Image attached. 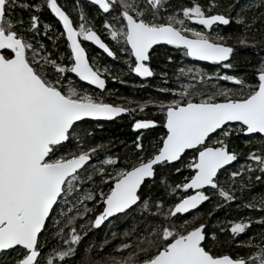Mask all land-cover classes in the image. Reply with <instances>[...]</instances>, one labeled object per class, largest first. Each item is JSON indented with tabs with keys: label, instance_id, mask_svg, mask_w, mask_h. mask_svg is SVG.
Wrapping results in <instances>:
<instances>
[{
	"label": "snow or ice",
	"instance_id": "obj_1",
	"mask_svg": "<svg viewBox=\"0 0 264 264\" xmlns=\"http://www.w3.org/2000/svg\"><path fill=\"white\" fill-rule=\"evenodd\" d=\"M234 7L0 0V264H264V192L245 197L264 181V0ZM43 11L59 28L41 21ZM87 43L141 79L158 78V95H97L109 79L127 83L125 69L101 64ZM237 45L257 49L250 75L235 71ZM154 61L173 70L157 73ZM149 107L156 116L133 117L122 153L96 139L99 121ZM238 200L258 214L211 219ZM205 202L211 210L189 215ZM105 224L102 240L82 246Z\"/></svg>",
	"mask_w": 264,
	"mask_h": 264
},
{
	"label": "trees",
	"instance_id": "obj_2",
	"mask_svg": "<svg viewBox=\"0 0 264 264\" xmlns=\"http://www.w3.org/2000/svg\"><path fill=\"white\" fill-rule=\"evenodd\" d=\"M63 2V0H62ZM228 3H233L235 5L233 9V14H235L236 9H238L241 5H244L246 3H249L250 0H226ZM24 15L25 19L28 16V13L22 12ZM41 16V21H51L54 25V27L59 28V24L56 23V21L50 16V14L47 11H43L40 13ZM224 32H229L232 31V28L229 27H224L222 29ZM257 49H259V54L264 55V46L257 45ZM257 49L253 48H246L237 45L236 48V54L233 59V62L236 64V69L235 71L239 73H245L250 75L251 73V65L255 64L259 56L257 55ZM89 55H92L90 51H93V53H97V50L94 49L93 47L89 49ZM158 51H163V50H158ZM177 60H180L181 57L179 56L178 53H173ZM101 64H109L112 66V71L117 72L119 69H124L123 63L119 61H113L112 59H109L106 56H100ZM188 62V61H186ZM123 64V65H122ZM205 67H208L207 64H203ZM125 66V65H124ZM153 67L156 69L157 73H159L161 70H167L171 72L173 70L172 66L169 65L167 69L163 68L162 63H157L156 61L153 62ZM122 79L124 81H127V83H121L119 81H112L109 79L107 81V92H99L97 91V95H102L103 98L107 102H118V103H123L128 100L131 101H142L147 99L148 97L156 96L158 93L155 90V85L159 82L158 78H153L148 81H143L137 79L132 73L128 72L125 69V73L122 76ZM72 86H76L73 84ZM129 107H135V104H129ZM156 116V113L152 108H148L144 112H135L133 114H128L126 116H123L122 118L115 119L113 121H108V122H98L99 124H102V130L98 131L96 133V139L97 140H108V139H113L116 141L114 144V147L112 148V151H116L119 149L121 153L123 152V145L119 143L120 141H123L124 143H127L129 141L134 140L136 133L132 131L131 129V123L133 121V117L136 118H152ZM158 118V116L156 117ZM89 127H96L97 122L94 121H89L88 125ZM164 130L160 127H157L153 133H150L147 137V140H153L155 138H158L161 132ZM258 139V138H255ZM241 147L243 148V151L246 153L249 149L243 145V139L239 141ZM244 160V156L242 155L239 158V161ZM237 164L232 166V169H235L237 167ZM172 180L174 181H179L180 177L173 175ZM147 185L145 186L147 190ZM162 188L160 187L159 183L156 184V187L152 189V192L156 196H160L162 194ZM264 192V181L260 183H254V186L249 192L245 193V197H250L252 193H260ZM213 200H215V197H213ZM240 201L233 202L231 204H227L220 208L219 210L213 211V216L211 219L213 221L219 219L221 221L225 220H230L236 217L244 216V215H256L258 213L256 212H251L247 208H237L236 205L239 204ZM212 209V202H205V204L199 209V213H204L208 210ZM196 214V213H195ZM193 215V214H191ZM131 225V220H117L113 222V229L120 231L123 230L126 227H129ZM108 227V225L103 226L102 228L90 231L88 235L85 237L83 244L88 243L89 241L92 240H102L104 238L105 234V229ZM259 226L258 225H253L252 229L249 230V234H251L252 231H258ZM42 239H48L49 243H52L51 239L47 237V234L45 236L41 237ZM81 246V247H82Z\"/></svg>",
	"mask_w": 264,
	"mask_h": 264
},
{
	"label": "flooded vegetation",
	"instance_id": "obj_3",
	"mask_svg": "<svg viewBox=\"0 0 264 264\" xmlns=\"http://www.w3.org/2000/svg\"><path fill=\"white\" fill-rule=\"evenodd\" d=\"M86 47L87 48H89V49H91L92 47L94 48V49H96L97 50V53L95 54V53H93V51H90L91 53H92V55H94L97 59H98V61L100 62L101 61V58H100V56H106V54H103L100 50H98L96 47H94L92 44H90V43H87L86 44ZM107 57V56H106ZM109 58V57H108ZM109 59H111V58H109ZM123 65V64H122ZM123 67H124V69H126V65L124 66L123 65ZM134 75V74H133ZM137 79H139V80H143V81H145L144 79H141V78H139L138 76H136V75H134ZM151 79H153V78H150V79H147L146 81H148V80H151ZM128 115V114H127ZM123 116H126V115H123ZM122 116V117H123ZM122 117H120V118H122ZM118 119V118H117Z\"/></svg>",
	"mask_w": 264,
	"mask_h": 264
},
{
	"label": "water",
	"instance_id": "obj_4",
	"mask_svg": "<svg viewBox=\"0 0 264 264\" xmlns=\"http://www.w3.org/2000/svg\"><path fill=\"white\" fill-rule=\"evenodd\" d=\"M91 44V43H90ZM94 46V45H93ZM95 47V46H94ZM98 49V48H97ZM99 50V49H98ZM101 51V50H100ZM102 52V51H101ZM201 64H206V62H200ZM150 79V78H149ZM123 115H127V114H121L119 117H117V118H120V117H122ZM117 118H114L113 120H115V119H117ZM113 120H111V121H113ZM94 122H96V121H94ZM99 122H108V121H103V120H101V121H99ZM238 162V161H237ZM237 162H233V164H232V166L233 165H235V164H237ZM205 203H203L200 207H199V209L204 205ZM199 209L198 210H192V212L191 213H189V215H191V214H195L197 211H199ZM106 225V224H105ZM105 225H103V226H105ZM103 226H101V228L103 227Z\"/></svg>",
	"mask_w": 264,
	"mask_h": 264
},
{
	"label": "rangeland",
	"instance_id": "obj_5",
	"mask_svg": "<svg viewBox=\"0 0 264 264\" xmlns=\"http://www.w3.org/2000/svg\"><path fill=\"white\" fill-rule=\"evenodd\" d=\"M107 225V224H106ZM42 239V238H41Z\"/></svg>",
	"mask_w": 264,
	"mask_h": 264
}]
</instances>
